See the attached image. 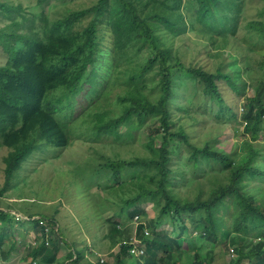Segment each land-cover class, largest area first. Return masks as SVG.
I'll use <instances>...</instances> for the list:
<instances>
[{"label":"trees","instance_id":"16d2710c","mask_svg":"<svg viewBox=\"0 0 264 264\" xmlns=\"http://www.w3.org/2000/svg\"><path fill=\"white\" fill-rule=\"evenodd\" d=\"M69 2L0 0V147L7 149L0 195L25 184L34 157H62L72 139L95 152L93 143L108 145L102 159L86 161L87 178L120 201L105 197L112 207L92 213L94 222L101 218L93 252L107 251L113 264H214L219 243L236 253L227 264H264V0ZM254 2L262 3L248 15ZM239 39L247 64L230 69L224 49ZM202 48L212 64L200 61ZM251 60L261 78L238 80ZM230 89L243 98L240 112L226 102ZM207 114L216 125L231 124L229 150L217 144ZM6 205L0 260L25 248L26 264H110L88 259L83 240L77 249L58 215L29 219L24 231L32 229L37 243L19 246L16 206ZM135 219L134 230H124ZM61 243L69 250L63 257ZM136 247L143 253H132Z\"/></svg>","mask_w":264,"mask_h":264},{"label":"rangeland","instance_id":"374dc122","mask_svg":"<svg viewBox=\"0 0 264 264\" xmlns=\"http://www.w3.org/2000/svg\"><path fill=\"white\" fill-rule=\"evenodd\" d=\"M14 1L16 3L19 0ZM22 1L25 3V5L28 1L33 2V0ZM89 3H91V0H70L68 5L77 7ZM261 3L262 2H254L252 7L249 9V12L247 11L248 15L252 14L255 10V6ZM61 9L62 6L55 9L54 12L61 11ZM54 16H57V13H54ZM241 42L242 41L240 39L232 43L229 42L230 48L228 47L224 49V55L227 58V66L230 69H233L234 67L238 69V67H240L241 65L244 67V64H247L248 59L244 60V58H242L241 56V54L245 52L244 46L240 45ZM184 43L185 42L179 40V45H181L182 47ZM186 43H190L189 45L191 47L194 46L193 39L186 40ZM206 50L204 48L201 49L200 54L202 57L200 58V61L204 60L205 62H209V64H212V60L208 59L205 56ZM3 62L4 58L0 56V63ZM257 67L258 63L251 60V69L242 71L241 78H238V80L243 79L247 80L248 82L258 81L261 78V71H259ZM180 79L187 80L184 75H180ZM194 85V88H198L199 90L202 87L201 85ZM189 88L190 86L183 88L184 90L181 94L182 102L186 101ZM82 94H84V91L82 92ZM232 94L233 91L231 89L229 91L227 90V93L224 95V97L226 98V102L230 106H234L235 108H237L238 112L242 111L243 107L241 101L243 100V98L239 95L234 97ZM81 98H83L82 95H80V99ZM203 99L204 97L201 94L194 96V100L196 103H199ZM205 102L206 104H203V107H208V109H214L213 104H208L209 102L207 100H205ZM197 111H204V109L197 107ZM201 115H205V113L202 112ZM207 115L209 118L208 124H210L208 128L213 127L215 128V131L219 133L217 136V144L220 147H224L225 149L229 150L232 147L234 136L231 124L228 123L225 126H221L220 124L216 125L213 123V119H211L210 115ZM199 128L200 131H203L205 129L203 122L200 123ZM79 132L85 133L86 131ZM77 139H72V144L64 150L62 157L50 158V160H37L36 157H34L31 160L28 168L23 171V175L26 179L25 184H19L18 186H14L12 188V191L8 192L7 196L0 195V208L6 207V204L16 206V213H14L15 211L11 212L14 214L15 217L13 227H15L16 230L14 231V234H16L19 241L18 244L21 247H24L25 243H30L33 241L34 231L30 228L28 231H24L26 227L31 226V223L27 222L29 219L40 218V214H45L47 216L58 215L62 227L65 226L67 228L66 236L68 237V239L70 240L75 238L78 241V246H76L77 249L81 250L82 240L86 242L87 246L86 248H82V250H84L85 253L88 252V259H90L91 261H96L99 256L98 254H101L104 256V260H109L110 264H113L114 258L111 254H108L107 251H101L99 247L97 249L98 251L93 252V249L94 246L99 244L97 238H99L101 231L100 214L102 212H106L108 209H110V207H112L106 202L105 197H110L111 199H114L117 202L120 201V198H117L116 196H114V194L109 193V189L103 190L100 194L96 192L95 185H93L92 183L93 181L88 180L87 178L90 175L89 172L91 171V166L88 165L86 162L87 160L92 159V164H95V160L102 159L99 156L104 155L105 153L110 151L112 147H109L108 145H103L104 147L101 148V145L96 146L94 144L97 143H93V146L97 151L95 152L92 147H89V145L91 146L90 143L82 142V139ZM119 149H123V147H120ZM126 152L130 154L131 151L125 150L123 151V155H126ZM6 153V147H0V188L2 187L4 182V163L2 161V158ZM101 161L102 160H100L99 162ZM35 166H38V169H33ZM101 171L103 170H99L98 172ZM95 175H97L96 171ZM91 179L93 180L92 177ZM88 183L90 184L88 186L89 190L86 189V185ZM257 186L258 183L256 185V188ZM87 191L91 192L92 195L86 196ZM90 197H93L95 199L97 203L96 208L93 206V200L91 201ZM103 203L105 204L103 205ZM21 211L23 212L21 213ZM95 211H97L100 217H97L96 221L94 222L92 218V213H95ZM28 213H33L35 214V216L30 217V214ZM137 220L135 219L131 222H129V220L126 221L128 223H123L124 230L133 231L137 225ZM40 223L44 224L45 222L41 221L40 219ZM161 227L169 228L170 226L167 223H164ZM17 229H22L24 233H26L24 234V237L20 236L19 231ZM147 231L148 229H146V232ZM47 233L49 234V231H47ZM70 241L73 242V240ZM36 243L37 241L32 242L33 245H35ZM46 243L48 242L46 241ZM202 243L204 242L202 241ZM67 248L65 249L63 243H61L59 257H63L67 253V251H69ZM118 248L119 247L117 245L115 248H113L112 251L115 253ZM222 248L223 246H221L219 243L216 244L215 260L213 262L214 264H227L230 257L236 256V253L235 256H232L231 253H233V251L230 250L231 248L229 249L228 247H226V250H222ZM24 250L25 248L23 249V251L13 250L7 260H0V264H26L27 262L23 258L26 253V251ZM95 252H97V254H95ZM35 263L36 262H33V264ZM36 264L44 263L37 262Z\"/></svg>","mask_w":264,"mask_h":264},{"label":"bare ground","instance_id":"6f19581e","mask_svg":"<svg viewBox=\"0 0 264 264\" xmlns=\"http://www.w3.org/2000/svg\"><path fill=\"white\" fill-rule=\"evenodd\" d=\"M136 244H139V241L136 242ZM136 250H137V251H136ZM136 250L132 251V253H135V254H141V253H143V252H141V251H142L141 248H140V249L137 248ZM98 255H99L98 258H100V257L103 256V255H101V254H98Z\"/></svg>","mask_w":264,"mask_h":264},{"label":"clouds","instance_id":"9594fccd","mask_svg":"<svg viewBox=\"0 0 264 264\" xmlns=\"http://www.w3.org/2000/svg\"><path fill=\"white\" fill-rule=\"evenodd\" d=\"M145 234L146 235L149 234V229H148V231ZM135 249H137V247L136 248H133L132 251H134ZM231 251H232V249H231ZM95 253L97 254V252H95ZM103 260H104V256L100 257V261H103Z\"/></svg>","mask_w":264,"mask_h":264},{"label":"built area","instance_id":"2783aa9c","mask_svg":"<svg viewBox=\"0 0 264 264\" xmlns=\"http://www.w3.org/2000/svg\"><path fill=\"white\" fill-rule=\"evenodd\" d=\"M141 252H143V251H141Z\"/></svg>","mask_w":264,"mask_h":264}]
</instances>
